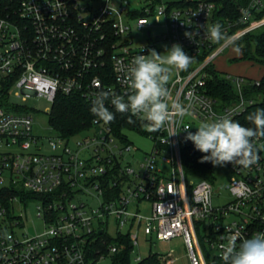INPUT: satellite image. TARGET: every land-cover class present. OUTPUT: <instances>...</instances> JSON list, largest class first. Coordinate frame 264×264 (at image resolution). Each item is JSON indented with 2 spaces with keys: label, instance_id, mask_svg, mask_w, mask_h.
Instances as JSON below:
<instances>
[{
  "label": "built area",
  "instance_id": "2783aa9c",
  "mask_svg": "<svg viewBox=\"0 0 264 264\" xmlns=\"http://www.w3.org/2000/svg\"><path fill=\"white\" fill-rule=\"evenodd\" d=\"M216 8L212 0L185 6L163 0H0V198L9 192V203L0 202V264H94L88 243L97 234H111V219L116 237L129 238L132 255L141 234L159 240L182 237L189 264L222 260L230 230L244 238L264 232V139L256 142V164H227L234 174L231 199L215 206L213 196L221 189H215L214 181L194 185L188 180L182 157L187 132L168 134L189 125L195 133L201 121L226 113L234 119L262 99L247 90L250 84L260 85V78L229 75L238 94L231 103L213 98L207 85L208 67L225 49L264 28V0H251L237 20L224 24L214 20ZM151 18L165 20L162 35H154ZM217 23L225 35L237 28L225 44L205 34ZM136 36L147 41L136 42ZM174 43L193 62L187 71L171 73V100L187 102L190 93L199 99L174 129L143 133L154 146L142 172L124 162L132 148L127 136L98 120L95 136L80 142V149L57 136L50 138L51 152L42 151L34 118L22 102L38 96L55 103L59 93H80L92 103L101 92L126 97V69L133 57L150 50L161 53L162 44L170 48ZM12 88H17L18 101L11 100ZM117 137L124 144H117ZM164 164L171 166V173L164 171ZM240 185L246 187L245 195L238 194ZM81 195L91 199L75 202ZM31 202L39 203L37 216L46 225L35 235L23 231L25 219L16 214L19 206ZM118 251L113 245L100 259ZM159 258L162 264L175 262Z\"/></svg>",
  "mask_w": 264,
  "mask_h": 264
},
{
  "label": "clouds",
  "instance_id": "9594fccd",
  "mask_svg": "<svg viewBox=\"0 0 264 264\" xmlns=\"http://www.w3.org/2000/svg\"><path fill=\"white\" fill-rule=\"evenodd\" d=\"M4 22L0 21V25ZM206 36L217 44L227 43L220 24L205 29ZM193 57L187 55L182 46L174 43L165 52L150 50L147 55L133 57L126 69V97L114 95L111 104L116 112L131 113L140 119L148 131L174 129L191 113L194 103L199 99L193 94L187 102L171 100L168 88L171 73L187 71ZM106 92L99 93L93 100L92 114L105 124L115 119L114 113L105 106ZM246 120L253 125L246 127L226 113L214 120L201 121L192 133V126L183 127L179 132L169 131V136L181 131L187 132L186 141L204 155L200 162H210L213 166L232 164L234 167L249 168L259 160L257 141L264 139V108H258L247 115ZM239 195H245L247 189L240 185ZM223 248L224 264H264V232H257L244 238L240 232L230 230Z\"/></svg>",
  "mask_w": 264,
  "mask_h": 264
},
{
  "label": "trees",
  "instance_id": "16d2710c",
  "mask_svg": "<svg viewBox=\"0 0 264 264\" xmlns=\"http://www.w3.org/2000/svg\"><path fill=\"white\" fill-rule=\"evenodd\" d=\"M250 1L251 0L214 1L217 5L213 16L214 20L222 24L227 20H237L241 15V8L247 6ZM197 2L198 0H180L172 2V4L175 6H185L196 5ZM262 14H264V11ZM236 31L237 28H233L226 37L229 38ZM233 45L241 51L240 58L235 57L233 60L249 61L261 65L264 68V28L246 34L236 40ZM208 72L209 79L207 88L213 98L224 103H231L233 100L237 99L238 94L232 80L228 76L221 74V71L216 68L215 64L208 67ZM247 90L253 95L261 96L262 99L249 106L246 111L235 117L234 120L246 127H252L253 125L246 120V117L249 113L254 112L258 108H264V71L263 75L260 77V85L256 83L250 84L247 86ZM92 106L93 103L84 98L80 93L72 95L59 93L53 104L50 114V123L55 131L59 133V137L70 138L94 126L98 118L92 114ZM105 106L114 113L115 119L107 125L112 128L115 134L126 136L123 134L124 130H133L140 133L147 132L144 123L137 117L132 116L130 113L121 114L116 112L111 104V97H108L105 101ZM99 122L101 123L102 121ZM182 142V157L186 174L201 173L204 175L205 179L214 181L215 166L210 162H200L204 154L196 150L191 141H186L185 137H183ZM4 195L3 198H0V202L7 205L9 203V192H6ZM113 245L119 246L118 252L109 255L112 258L113 264H162L158 253H152L142 261L134 263L132 261V246L129 238L126 235L114 237L109 233L97 234L96 241L88 243V258L93 259L95 262L99 261L102 255L109 254L110 247ZM217 264H224L223 259L218 260Z\"/></svg>",
  "mask_w": 264,
  "mask_h": 264
},
{
  "label": "rangeland",
  "instance_id": "374dc122",
  "mask_svg": "<svg viewBox=\"0 0 264 264\" xmlns=\"http://www.w3.org/2000/svg\"><path fill=\"white\" fill-rule=\"evenodd\" d=\"M164 2H177L180 0H163ZM154 24L153 33L154 35H162L166 29L164 27L165 20L162 23H158L155 18H151L149 22ZM136 42H146L147 37L136 36ZM163 49L161 53L165 52L166 44H162ZM241 51L234 45L229 46L225 51L215 60V66L221 71V74L225 76H236V75H247L253 78H260L263 75L264 68L261 65L255 63H245L243 60H233V58H240ZM17 88L11 89V100L18 101L16 98ZM21 102V100H20ZM23 106L30 112L34 118V133L39 136V146L45 153L51 152L50 138L59 137V133L55 131L50 123V114L53 108V102L49 101L45 97L30 96L26 101L22 102ZM195 132L197 128L194 127ZM97 129L94 127L80 132L70 138H65L64 143H67L69 147L75 151L80 149L79 143L83 140L93 137L96 134ZM148 131V130H147ZM123 134L127 136L128 141L131 143L132 148L130 151L126 152L124 155L125 164H130L138 173L142 172V164L145 161V156L150 153L153 149L154 142L150 136L140 133L138 131L124 130ZM116 143L119 145L124 144V142L117 137ZM163 169L166 173H171V166L164 164ZM233 171L229 166H215V180L214 187L216 190L221 189V193H216L213 196V202L215 206H223L227 204L231 199V192L229 190V185L233 178ZM205 179L204 175L201 173H190L188 174V180L190 183L197 185ZM10 181L6 180V185H9ZM83 200L88 201L91 199L87 195H81L77 197L75 202ZM38 202H31L27 206H19L16 209V214H21L25 219V225L23 226V231L28 232L31 235L37 233H42L46 230V225L37 216ZM5 219L2 220V222ZM128 227L124 229L126 232ZM19 230V229H18ZM7 232H12V227H8ZM110 233L112 236L117 235V229L114 219L110 222ZM187 248L182 237H175L171 240H159L156 235L143 236L140 235L139 246H136L132 255L134 260L136 257L141 256L146 258L152 253H158L163 256H167L170 259H174L173 264H189V258L187 255ZM171 254V256H169ZM94 264H113L112 258L110 256L104 257Z\"/></svg>",
  "mask_w": 264,
  "mask_h": 264
},
{
  "label": "crops",
  "instance_id": "0c3cea01",
  "mask_svg": "<svg viewBox=\"0 0 264 264\" xmlns=\"http://www.w3.org/2000/svg\"><path fill=\"white\" fill-rule=\"evenodd\" d=\"M213 1H220V0H213ZM245 63H252V62H249V61H244ZM240 75H242V74H240ZM244 76H247V75H244ZM248 77H250V76H248ZM251 78H253V77H251Z\"/></svg>",
  "mask_w": 264,
  "mask_h": 264
}]
</instances>
